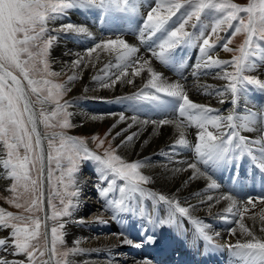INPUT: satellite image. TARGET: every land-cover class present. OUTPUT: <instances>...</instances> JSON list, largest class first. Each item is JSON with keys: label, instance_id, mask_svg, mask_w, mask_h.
<instances>
[{"label": "snow or ice", "instance_id": "6c2138e0", "mask_svg": "<svg viewBox=\"0 0 264 264\" xmlns=\"http://www.w3.org/2000/svg\"><path fill=\"white\" fill-rule=\"evenodd\" d=\"M141 7V0H0V150L3 151L0 166L4 168L6 178L12 181L7 189L11 195L0 199L21 210L13 213L0 207V231L10 229L7 238H0V250L7 249L13 256L24 257L18 260L0 258V264H70L68 258L80 249L62 247L66 224L64 218L71 217L79 206L81 187L77 174L81 162L88 160L96 163L101 182H106V186L97 185V190L105 200L106 208L112 210L114 218L117 213L125 212L144 216L143 208L134 207V204H139L138 197L151 199L154 203L163 202L167 205V218L156 223L179 226L180 218H186L196 226L199 238L215 246L208 231L210 226L191 215L194 206H183L178 199L145 189L144 185L151 183V178L141 172L145 166L142 162L125 161L111 146L105 149L103 155L96 154L87 147L83 138L55 131L57 128L73 127L68 119L70 114L66 111L68 103H61V100L71 90L70 85L77 76L69 75L66 83L49 79L61 75L50 68V50L59 38L52 33L95 38L86 25L65 23L50 30L49 24L62 19L71 9H96L102 17L119 13L131 18L140 14ZM182 9L179 23L170 25L172 17ZM202 15H208L210 23L203 24ZM197 26H200L198 33L188 30H194ZM226 29L232 30L231 36L224 40L221 47L223 51L233 53L231 60H222L213 55L217 41L222 39L219 33ZM139 33L142 43L157 37L155 47L149 51L162 64L172 62L173 51L181 46L198 47L199 60L195 67L221 69L218 78L226 81V84L214 94L220 97L230 94L233 106L238 105L247 85L264 89V81L248 74L255 70L257 59L264 60V0H247L244 5L234 0H157L155 6L149 8ZM237 35H242L243 40L232 48L230 45ZM97 50L114 57L115 67L119 69L115 78H110L111 84L103 83V87H110L125 77L140 76L147 71L149 78L143 88L127 99L146 101L155 108L171 107L188 122V126L194 125L198 129L196 143L190 145L183 120L179 123L168 119L142 121L158 126L176 124L180 131L173 150L177 145L191 147L197 156V163L187 166L193 172L191 178H204L208 181L209 189H218L220 186L213 175L201 170L198 163L214 171L244 156L250 157L255 167L264 173V113L248 112L242 116L233 109L227 115H222L210 106L194 103L182 84L164 79L161 73L153 69L151 60L139 56L140 49L129 44L121 35L95 42L86 50V54H77V58L70 62L71 68L87 66L86 60L88 63H92L93 59L99 60ZM94 53H97L95 57ZM111 66L107 64L105 68ZM124 82L131 84L134 80ZM164 97L171 99L165 100ZM220 102L225 101L221 99ZM120 119H124L123 115ZM135 119L133 117V121ZM41 124L45 129L43 133L39 130ZM48 129L53 131L49 133ZM258 130L260 135L256 138L242 134ZM135 135L128 136L126 142L132 141ZM103 144L104 141L99 140V146ZM53 164L59 173L55 178L54 190ZM111 192H118V198H110ZM213 199L212 195L207 197L209 201ZM220 200L229 202L225 212L233 213V209H236L233 214L238 215L239 220L235 223L241 234L250 237L227 247L241 264H264V237L257 236L243 223L248 206L255 208L256 202L249 198L241 208L232 193L223 194L215 202L219 203ZM259 202L264 203V198ZM41 211L44 212L42 218L36 215ZM257 216L261 222L259 230L264 233V208L249 219L255 222ZM147 218L152 221L150 214ZM223 218L227 220V217ZM48 221L53 223L49 225ZM229 231L235 235L237 229L231 228ZM154 242L152 236L146 235L144 241L135 243V246L139 248L144 243ZM124 243L134 244L131 240ZM139 264H152V261L144 258Z\"/></svg>", "mask_w": 264, "mask_h": 264}, {"label": "bare ground", "instance_id": "6f19581e", "mask_svg": "<svg viewBox=\"0 0 264 264\" xmlns=\"http://www.w3.org/2000/svg\"><path fill=\"white\" fill-rule=\"evenodd\" d=\"M91 15H93L91 12L86 14V18H91ZM101 19L105 21L102 24L109 26L111 20L114 18L108 16L100 17V14H98L96 17L97 21L94 23L95 27L98 26L97 22ZM125 19L126 17L119 18L117 23L122 21L126 22ZM157 36H159V34ZM65 37L66 35L62 33L60 44L64 49L69 48L71 51H67L59 56V59L62 58L64 61L57 66L64 69V71H68L69 75L77 76V79L70 85L72 89L70 92L73 93L74 91L80 90L84 92L88 90L91 93L88 96L100 102L99 105L95 106V104H93L92 107H85L79 110L76 119L83 124L85 129L96 130L97 128L99 129V127L101 128L103 124H107V126L109 125L112 136H115V142L120 154L132 159H137L145 165L142 168V171L144 175L151 178V183L146 186L149 191L178 199L183 206H194L191 215L196 219L204 221L210 226L208 231L215 242V246H213L203 240L208 246L207 251L204 253V261L211 259L210 253L213 251L214 253H221L225 260L218 264H241L239 258L233 254V251L230 250L227 245L235 244L237 241L250 239V237L241 234L238 224L235 223L236 220H239V216L233 214L236 212V209H233V213H227L224 209L227 208L229 202L220 200L219 203H216L215 200L219 199L223 194L234 193L239 206L243 208L247 199H253L256 202V207L252 208L251 205L248 206L249 211L244 214L245 218L243 223L252 229L257 236L264 237V233H261L259 230L261 222L259 221L258 216L255 222L252 219H249L250 216L258 213L260 209L264 208V203L259 202L261 198H264V185L263 193H256L257 195L252 197V195L248 193V190L252 188H249L246 185L241 189H236L230 186V181L223 183L224 174L219 178L213 176L217 184L220 186L218 189H209L207 187L208 181L204 178H191L193 172L191 169H188L187 166L190 163H197V156L191 147L185 148L177 145L175 150H173L172 146L179 139L180 131L176 124L170 123L158 126L153 123H142L144 120L159 121L162 119L174 120L179 123L183 120V118L179 116V113L171 107L167 109L155 108L146 101H135L130 99V101H128L127 99V97H131L134 93L143 88V85L149 78L147 71L142 72L140 76L125 77L122 81H117L110 87H103V83L111 84V79H114L115 74H118L119 72V69L115 67V58L108 53H103L100 52V50H97L100 56L99 60L93 59L92 63H88L86 60L85 63L87 66L82 65L77 69H72L70 62L77 58V54L84 55L86 53L85 50L78 51L79 46L78 48H74L71 46V43L64 41L63 38ZM123 39L131 45H134L135 43L133 42L134 40L132 41L130 38ZM91 42L92 40L88 41V44H91ZM176 53L177 54L173 56L172 62H170L172 64L179 59L183 60L189 51L185 49L182 57H180L182 52L177 50ZM96 55L97 53H94L93 57ZM144 56H146V54ZM182 60L174 65L179 71L173 68L174 66L171 64H162L158 60L153 59L151 60V66L155 71L161 73L163 78L168 82H179L182 84L190 100L194 103L207 105L213 109L219 110V107L229 99V94H226L224 97H217L213 93V91H216L214 86H217L215 82L219 81L215 80L218 77V71L210 73V75H212L216 74L214 72H217L214 77L208 78L206 75L200 76L202 75L200 73L207 72V68L201 67L197 69L195 67L194 69L199 72L198 79L201 80H197L196 82L191 76L196 74L192 71L191 66L199 60V50L198 52L197 50H194V54L192 58L189 59L190 63L187 66L182 64ZM263 62H261V59L256 60L255 69L264 68ZM107 64H111L112 66L106 69L105 65ZM218 70L221 71V69ZM94 77L96 79H94ZM127 79H133L134 83L129 84L124 82ZM219 82L225 81L220 80ZM212 83L214 85H212ZM192 84H194V86L191 88ZM223 87L224 85H220L219 89H223ZM255 92L259 94L261 100L256 102L254 97L251 96L248 104L239 100V103L236 106H233L232 102L228 101L224 104L227 112L218 113L227 115L228 112L233 109L242 116L248 112L257 114L264 113V111H261L264 108L263 105H260L261 110L258 109V102L261 104L264 102V89L257 87L254 93ZM164 99L170 100L171 98L164 97ZM221 99L225 102L221 103ZM106 102L109 104H105ZM110 103H113V105ZM173 103H175V101H173ZM100 110L107 112V114L108 112H114V114L111 116H103L102 113L98 114ZM121 115L124 117L123 120L120 119ZM133 117L136 118L135 121H133ZM183 123L185 125L184 131L186 139L189 141L190 145H194L196 143L198 129L194 125L188 126L186 120H183ZM129 125H131V127H129ZM117 133H120V135H117ZM133 133L136 134L133 140L126 142V138ZM242 134L255 138L260 135V132L258 130L255 132H244ZM247 161L251 167V163L253 164V162L250 157L244 156L242 162L240 160L236 161L230 169L234 174L240 176L244 182ZM198 167L201 170H207L212 174V169L207 166L198 163ZM85 168L88 171L86 174L87 176H78L79 184L82 189L86 186L91 187L90 183H94L95 181L98 182L97 185L106 186V182H101L97 168L94 164H90V166L88 165ZM177 169H180V171H177ZM253 169L257 170L258 168L254 165ZM0 174H3L2 170H0ZM91 177L97 179L89 180V178L92 179ZM3 182L4 181H0V184L2 183L1 185H3ZM259 182L260 180H256V187ZM95 188L97 187H92L90 191L87 190L88 192L86 191L85 193L86 195L91 194V196L94 194L97 199L93 203H88V201H84V199L80 198L79 206L73 211L72 216L69 217L68 221H72L68 222L66 225L67 235L70 240L75 242L79 241V244L77 245L80 247L81 251H85L87 256L90 257L83 261L80 259L79 262L75 264H123V260H125V262L126 260H129V264H139L144 258L151 260L152 264H168L169 261H171L172 264H192L200 261L202 258L200 249L203 241L202 239L197 238L196 226L188 219L180 218L179 226L175 224L169 225L156 223V221L160 219L167 218V205L163 202L154 203L151 199L146 200L139 197V204H134V207L138 206L143 208L145 212L144 216H140L138 213L125 212L117 213L114 218L112 210L106 208L105 200L100 197L98 190ZM254 189L256 190V188ZM201 195L205 196V198L199 201L201 199L199 196ZM209 195L214 197L212 201L207 200ZM118 196V192L110 193V198L112 199L118 198ZM93 205L103 217L95 220L93 218H81L83 211L93 208ZM209 205H211V207H209ZM149 214L152 217L151 222L147 218ZM223 217H227V220ZM163 225L164 229H161ZM231 228L237 229L235 235L230 234L229 230ZM105 234L109 236H105ZM146 235L154 238L155 242L151 243L153 246H150L151 244L149 243H144L142 247L137 248L135 243L144 241ZM8 236L9 235L6 231H0V238H7ZM188 239L199 240L198 245L192 251L189 249L190 244ZM125 240H131L134 244H126L124 243ZM156 249H158L159 253L157 259H155ZM152 253L154 254L152 255ZM92 256L93 258H91ZM94 257H98L99 259L96 260ZM0 258L18 260V258L13 256L11 251L7 249L0 250ZM163 260L165 261L163 262Z\"/></svg>", "mask_w": 264, "mask_h": 264}, {"label": "rangeland", "instance_id": "374dc122", "mask_svg": "<svg viewBox=\"0 0 264 264\" xmlns=\"http://www.w3.org/2000/svg\"><path fill=\"white\" fill-rule=\"evenodd\" d=\"M156 2H157V0H141L142 7L140 9V14L135 16V17H131L133 20L131 18H128V19H125L126 22L122 21L120 23H117V20L119 18H122L123 16H121V14H120V17L114 18L113 16L119 15V13H113V14L109 15L108 17L114 18L116 20L112 19L111 20V24L109 26H106V24H101V20H102L101 19V20H99L100 23L97 22L98 26L96 28L94 26V23L97 21L96 17L100 13L99 10H96V9H90V10L71 9L67 13L71 17L69 15H67V16H64L62 19H59V20H57V21H55L53 23H50L49 24V29L51 30L52 28L59 27L60 24H65V23L86 25L89 28V30L92 32L93 37L95 39H93L92 37H87L86 38V37H83V36L74 37L72 35L71 36L66 35V37L63 38L64 41L71 43L72 47L78 48V46H79L78 51L85 50V53H86V50L88 48L93 46V44L95 43L94 41L97 40L96 42H98L102 38L103 39H108V38H114L117 35H121L122 38H130L132 41L134 40L133 41V42H135L134 45L140 49V51L138 53L139 56H141L143 58H148L150 60H152V59L156 60V59H154V57L151 56V54H149V52L147 53V52L143 51L138 46V44L136 42V39H138L139 35H140L139 29L142 27V21L144 20V18H146V15H147V12L149 11V8L151 6H155ZM234 2L244 5V4L247 3V0H234ZM183 11L184 10L182 9L181 12L177 13L178 14L177 16L172 17V20L170 21V25L174 26L175 24L179 23V19L182 16ZM90 12L93 13V15H91V18H89V17L82 18V17H84L85 14H88ZM79 17H81V18H79ZM202 23L203 24L210 23V17L208 15H202ZM188 30H190V29H188ZM199 30H200V26H197L196 29L191 30V31H195V32L198 33ZM96 31H98L99 33L96 32ZM231 32H232L231 29H226L225 31L219 33V35L222 37V39L217 41L216 47L213 49L214 57H218L219 59H222V60H231L233 53L225 52V51H223V49L221 47V44L224 43V40L231 36ZM100 34H102V36ZM52 35H58L59 38L54 43L53 47L50 50V57H49L50 61H51L50 68L54 72H58V73L62 72V73H61V75L59 77H49V79H52V80H54L57 83H66L67 80H68L69 73H68V71H64V69H61L57 65L59 63H63V61H64V60H62V58L59 59V56L63 55L67 51H71V50L69 48L68 49H64L62 47V45L60 44L62 33L53 32ZM212 39L215 40V36H213ZM90 40H92V42H91V44H88V41H90ZM242 40H243V36L242 35L235 36L233 38V42L230 45V47H232V48L237 47L242 42ZM156 42H157V38H155V37H152L151 39H146L145 42L142 43L143 44V48L146 47V46L149 47V48H154ZM185 47L186 46H183V47L181 46V47L177 48L176 50H178L179 52L184 53ZM187 49L190 52H192L193 54H194V50H197V52L199 50L198 47H187ZM176 52H175L174 55L177 54ZM145 54H146V56H144ZM174 55H172V56H174ZM192 56L193 55H191V58H192ZM257 60H260V59H257ZM263 61L264 60L261 59V62H263ZM197 62H198V60L196 61V63L194 65L191 66L192 71H194L196 73V74L191 75V76L196 82H197V80L201 81L200 79H198L199 78V76H198L199 72H197L194 69L195 65L197 64ZM189 63H190V61L189 62L188 61L183 62V60H182V64L185 65V66H187ZM169 64L174 66L175 64H178V63L175 62L174 64H172V63H169ZM173 68H175V66ZM175 69H177V71H179L178 68H175ZM218 69H220V68H207V70H206L207 72L206 73H200V74H202L200 76L206 75L208 78L209 77H214V75H216L217 72H214L216 74H212V75H210V73H212L213 71H218V73H219L220 71ZM226 70L231 71L230 68H226ZM248 74L260 79L261 81H264V68H261V69L257 68V70L255 69V70H253L252 72H250ZM215 80L216 81L217 80L224 81L222 79H219L218 77ZM219 81L215 82L216 85H217V86H214L216 90H220L219 89L220 85L222 86V85L226 84V81L225 82H219ZM223 83H225V84H223ZM212 85H214V84L212 83ZM193 86H194V84L191 85V88ZM246 87H247L246 90L243 92L244 94L242 93L241 94V98H240V100L243 103L248 104L249 103V99L251 98V96L254 97V100L256 102L261 100V97L259 96V94L257 92L254 93V91L256 90V88L258 86H256V85H247ZM70 91H68L66 93V95H64L63 99L61 100V103H64V102L68 103V107H67L66 111H67V113L70 114L68 116V119H69L70 123L73 125V127L68 128V129H59V128H57V129H55V131H57V132L63 131L69 136L83 138L86 141L87 147L92 152H94L96 154L103 155V152L105 151V149H108L109 146H111V148L116 149L117 154L120 155L121 157H123L125 161H127V162H139V160H137V159H132L130 157H126V156L120 154V152L118 151V146H117V144L115 142V138H114L115 136L114 135L112 136V134L110 132L109 125L107 126V124H103L101 128L99 127V129L97 128L96 130L95 129L92 130V129H85L84 128L83 124L80 123V121H78L76 119V115H77L78 111L81 110L82 108H85V107H92L93 104H95V106L99 105L100 102H98L94 98H91L90 96H88L89 94H91L88 90H86L84 92L81 91V90L80 91H74L73 93H71ZM213 93H215V91H213ZM228 96H229V99L225 103H227L228 101L231 102V95L229 94ZM247 99H248V101H247ZM101 103H103V102H101ZM105 104H109V103L106 102ZM110 104L113 105V103H110ZM224 104L219 107L220 109L218 108L219 109L218 112H222V113L223 112H227L226 111V107H224ZM260 105L264 106V102L262 104L260 102H258V107H259L258 109L259 110H261ZM100 106H102V105H100ZM37 107H39V106H37ZM261 111H264V108ZM99 113H102L103 116H107V115L111 116V115L114 114V112H108V114H107V112H105L103 110H100L98 112V114ZM39 127H40V131L43 133L45 131L44 126L41 124V125H39ZM47 131L50 133L51 131H53V129H48ZM93 137H98L99 139L98 140H94ZM99 140H103L104 141V144H103L102 147L99 146ZM0 155H3V151L2 150H0ZM90 164H94L95 167L97 168L96 163L91 161V160L82 161L81 162V166H80V171L78 172L77 175L78 176L82 175V176L86 177L87 176L86 174H87L88 171H87V169L85 167H87L88 165L90 166ZM0 170L3 171V174H0V181H4L3 182L4 186L1 185L2 183L0 184V197H9L11 194L7 191V189L11 185L12 181L10 179L6 178V174H5L4 168L2 166H0ZM142 170L143 169H141V172L143 173ZM53 172H54V175H53L52 189L54 190L55 187H56L55 178H56V176L59 175V173L55 169V165L54 164H53ZM91 178L92 179L89 178V180H93V179L96 180L97 179L95 177H91ZM90 184H91V187L86 186V187H84V189H82V187L80 186L81 187V192H82L80 194V198L84 199V201H88V203H93L97 198L94 196V194L92 196H91V194H87L86 195L85 192L87 190L90 191L92 187H97L98 182L95 181L94 183H90ZM146 186L147 185H144L145 189L148 190ZM95 189L97 190V188H95ZM45 195L46 196L48 195L47 185L45 187ZM199 197H201V199L199 201H201L202 199L205 198V196H203V195H201ZM56 203L59 204V201L57 200ZM0 207L4 208L7 211L13 212V213H19L21 211V210H18L16 208L12 207L8 203H6L4 199H0ZM92 207L93 208H91V209H87V210L83 211V215L81 216V218H93L95 220L97 218L103 217V215L101 213H98L99 211L97 210V208L94 207V205ZM36 215H38V216H40L42 218L44 216V212L41 211V212L37 213ZM64 220L66 221V224H65V228L63 230V232H64V245L62 247L64 249H71V248H74V247H78L80 249V247L76 244V242L75 241H71L69 236L67 235L66 225L68 224V222H70L72 220L68 221L69 217H65ZM48 223H49V225H51L53 222L52 221H48ZM74 223H76V222H74ZM3 231H6L8 233V235H9L10 229H5ZM105 236H109V235L105 234ZM82 251L80 249L79 252H77L74 255H71L68 258L69 261H70V264L71 263L75 264V263L79 262L80 259H82L81 261H83L84 259L89 257V256H87V253L85 251L84 252H82ZM17 258L18 259H24V257H17ZM91 258H93V256ZM94 259L97 260L99 258L98 257H94ZM76 260H78V261H76ZM129 262H130L129 260L128 261L126 260V262H125V260H123L122 263L123 264H127V263L129 264Z\"/></svg>", "mask_w": 264, "mask_h": 264}]
</instances>
